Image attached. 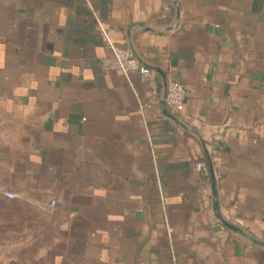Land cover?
Instances as JSON below:
<instances>
[{"label": "crops", "instance_id": "obj_1", "mask_svg": "<svg viewBox=\"0 0 264 264\" xmlns=\"http://www.w3.org/2000/svg\"><path fill=\"white\" fill-rule=\"evenodd\" d=\"M5 192L0 264H264V0H0Z\"/></svg>", "mask_w": 264, "mask_h": 264}, {"label": "built area", "instance_id": "obj_2", "mask_svg": "<svg viewBox=\"0 0 264 264\" xmlns=\"http://www.w3.org/2000/svg\"><path fill=\"white\" fill-rule=\"evenodd\" d=\"M101 35L104 43L111 50L113 56L109 58H104L102 60V67L105 70H120L125 76H130L132 73H139L143 77H148L151 75L150 68L139 58V56L134 52L133 49L129 47H119L110 38L107 30L100 26ZM186 98V88L185 86L177 81L171 80L166 86V106L170 115L176 116L185 101ZM197 171L207 172L209 170V165L205 160L198 161L195 165ZM9 197H15L13 192H5ZM56 204L55 200L51 201V205Z\"/></svg>", "mask_w": 264, "mask_h": 264}, {"label": "rangeland", "instance_id": "obj_3", "mask_svg": "<svg viewBox=\"0 0 264 264\" xmlns=\"http://www.w3.org/2000/svg\"><path fill=\"white\" fill-rule=\"evenodd\" d=\"M7 196V195H6ZM8 200H4L3 198L0 197V207H5V206H8V207H13L14 209L16 208V204L15 201H12L13 198L15 197H9L7 196ZM16 220H14L13 222H15ZM1 232H0V236H1Z\"/></svg>", "mask_w": 264, "mask_h": 264}]
</instances>
